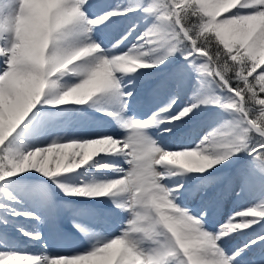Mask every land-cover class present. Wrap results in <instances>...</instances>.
I'll list each match as a JSON object with an SVG mask.
<instances>
[{
    "label": "snow or ice",
    "instance_id": "obj_1",
    "mask_svg": "<svg viewBox=\"0 0 264 264\" xmlns=\"http://www.w3.org/2000/svg\"><path fill=\"white\" fill-rule=\"evenodd\" d=\"M0 264H264V0H0Z\"/></svg>",
    "mask_w": 264,
    "mask_h": 264
}]
</instances>
